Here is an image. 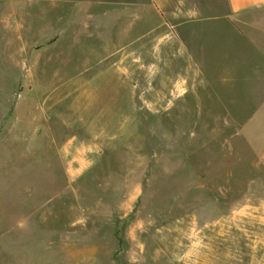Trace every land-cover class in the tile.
Listing matches in <instances>:
<instances>
[{"label": "rangeland", "instance_id": "1", "mask_svg": "<svg viewBox=\"0 0 264 264\" xmlns=\"http://www.w3.org/2000/svg\"><path fill=\"white\" fill-rule=\"evenodd\" d=\"M163 11L0 0V264L264 240V15L180 37Z\"/></svg>", "mask_w": 264, "mask_h": 264}, {"label": "crops", "instance_id": "2", "mask_svg": "<svg viewBox=\"0 0 264 264\" xmlns=\"http://www.w3.org/2000/svg\"><path fill=\"white\" fill-rule=\"evenodd\" d=\"M162 7L172 28L167 32L180 34V37H183L181 34H192V30L204 31L205 27L211 26L222 29L228 36L242 35L250 30H260L259 19L264 15V0H162ZM128 14L130 18L138 19V11L133 6ZM149 238L146 255L143 254L144 247L138 244L141 249L131 256V264H264V240L260 239L229 240L228 243L233 244L229 247L234 250L226 258H220L218 245L201 238L183 242L182 249L178 246L175 255H167L159 246L161 241Z\"/></svg>", "mask_w": 264, "mask_h": 264}]
</instances>
